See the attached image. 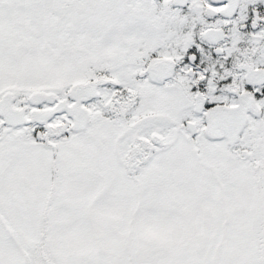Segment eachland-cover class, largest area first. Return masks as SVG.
Segmentation results:
<instances>
[{"label": "snow or ice", "instance_id": "obj_1", "mask_svg": "<svg viewBox=\"0 0 264 264\" xmlns=\"http://www.w3.org/2000/svg\"><path fill=\"white\" fill-rule=\"evenodd\" d=\"M0 264H264V0H0Z\"/></svg>", "mask_w": 264, "mask_h": 264}]
</instances>
